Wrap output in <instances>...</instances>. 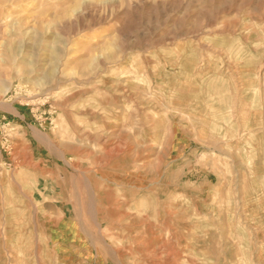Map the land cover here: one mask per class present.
<instances>
[{"label":"rangeland","instance_id":"1","mask_svg":"<svg viewBox=\"0 0 264 264\" xmlns=\"http://www.w3.org/2000/svg\"><path fill=\"white\" fill-rule=\"evenodd\" d=\"M0 264H264V0H0Z\"/></svg>","mask_w":264,"mask_h":264},{"label":"bare ground","instance_id":"2","mask_svg":"<svg viewBox=\"0 0 264 264\" xmlns=\"http://www.w3.org/2000/svg\"><path fill=\"white\" fill-rule=\"evenodd\" d=\"M129 144V143H128ZM110 146V145H109ZM147 146V145H146ZM113 149V148H112ZM109 151V150H108ZM137 154V153H136ZM107 157V156H106ZM122 228V227H121ZM170 233V232H169Z\"/></svg>","mask_w":264,"mask_h":264}]
</instances>
